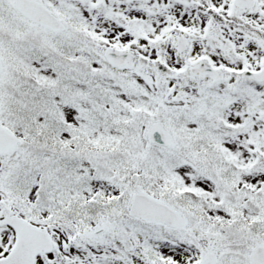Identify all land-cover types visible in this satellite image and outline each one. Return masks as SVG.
Instances as JSON below:
<instances>
[{
  "label": "snow or ice",
  "instance_id": "obj_1",
  "mask_svg": "<svg viewBox=\"0 0 264 264\" xmlns=\"http://www.w3.org/2000/svg\"><path fill=\"white\" fill-rule=\"evenodd\" d=\"M0 264H264V0H0Z\"/></svg>",
  "mask_w": 264,
  "mask_h": 264
}]
</instances>
